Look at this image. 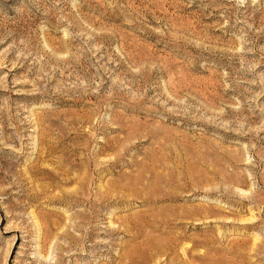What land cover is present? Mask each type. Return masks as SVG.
<instances>
[{
	"label": "rangeland",
	"instance_id": "rangeland-1",
	"mask_svg": "<svg viewBox=\"0 0 264 264\" xmlns=\"http://www.w3.org/2000/svg\"><path fill=\"white\" fill-rule=\"evenodd\" d=\"M136 215L264 264V0H0V264H119Z\"/></svg>",
	"mask_w": 264,
	"mask_h": 264
},
{
	"label": "bare ground",
	"instance_id": "bare-ground-1",
	"mask_svg": "<svg viewBox=\"0 0 264 264\" xmlns=\"http://www.w3.org/2000/svg\"><path fill=\"white\" fill-rule=\"evenodd\" d=\"M116 163V162H115ZM100 173V172H99ZM157 174V173H156ZM142 175V174H141ZM161 176V175H160ZM61 177V176H60ZM167 177V176H166ZM125 178V177H124ZM142 178V177H141ZM170 178V177H169ZM127 179V178H126ZM157 179V178H155ZM141 180V179H140ZM118 181V180H117ZM137 182V181H136ZM145 182V181H144ZM153 182V181H152ZM166 182V181H165ZM121 184V183H120ZM153 184V183H152ZM136 185V184H135ZM152 186V185H151ZM121 187V186H120ZM143 187V186H142ZM154 187V186H153ZM102 188L103 187H100V192H99V195H100V198L98 199H95V200H92V198H86L85 196H77V202L78 203H88V205H90V209L91 210H94L100 206H102L105 202H109V201H112V199L115 197V199H119V200H123L126 198L125 195H113L112 192H110L109 190L105 189L102 191ZM110 189V188H109ZM118 189V188H117ZM144 190V189H143ZM148 190V189H147ZM158 191V190H157ZM134 192V191H133ZM127 193V192H126ZM165 193V191H164ZM183 193V192H182ZM167 194V193H166ZM172 194V192H171ZM176 194V192L174 193ZM138 195V194H137ZM157 195V194H156ZM178 195V194H177ZM75 196V195H74ZM139 196V195H138ZM145 196V195H144ZM154 196V195H153ZM159 196H162V195H159ZM165 196V195H164ZM168 196V195H166ZM141 197V196H140ZM143 197V196H142ZM159 198V197H158ZM150 198V197H147L146 200L144 199L143 203L144 204H148V205H157L159 203H162V202H176V201H179L180 198L177 197V196H171L169 198H163L162 200L159 198ZM114 199V200H115ZM130 200V199H129ZM77 203V204H78ZM114 203V202H113ZM128 203V202H127ZM85 205V204H84ZM83 205V206H84ZM171 205V203H170ZM165 206V205H164ZM173 206V205H172ZM163 207V205H162ZM166 207H171V206H166ZM176 207H180V206H176ZM174 207V208H176ZM183 207V206H182ZM160 208V207H159ZM89 209V210H90ZM180 209V208H179ZM178 209V210H179ZM99 210V209H98ZM163 210V209H162ZM164 211V210H163ZM99 212V211H98ZM169 212V211H168ZM86 213V212H85ZM181 215L179 216H176V217H182V216H187V218L189 217V215L193 218H209V217H213L215 216L214 214V210L212 209H205V208H201V209H197V208H192V209H183L182 208V211L180 212ZM94 214V213H93ZM91 215V214H90ZM168 215V214H166ZM169 216V215H168ZM172 216V215H171ZM175 216V215H174ZM200 216V217H198ZM170 217V216H169ZM175 217V218H176ZM189 217V218H191ZM85 220H87L88 218L85 216L84 217ZM164 219V218H163ZM171 220V217L168 218ZM174 219V218H172ZM90 220V219H89ZM167 220V219H165ZM177 220H181V219H177ZM183 220V219H182ZM199 220V219H198ZM202 220V219H201ZM251 220V219H249ZM158 221V220H156ZM162 221V219H161ZM164 221V220H163ZM162 221V222H163ZM187 221V220H186ZM85 222V221H84ZM89 222V221H88ZM171 222V221H170ZM173 222V221H172ZM189 222V221H188ZM127 223V226H123L121 224H119V226L117 227L118 229H123L124 232H129L130 233V239H129V242L130 243H124V254L123 256L121 257V260L119 262V264H159L162 257H164L166 254H168V252L170 251L171 248H176V247H173L170 242H172V244L174 245H178L179 242L181 241H178L180 240L178 237H181V236H178V237H175V238H171L170 241L167 240V241H158V240H155V239H152L151 237H149L147 234H146V231H145V228L146 226H148L150 224V221H149V218L148 216L146 215H136L134 216L133 218L131 219H128L126 221ZM145 223V225H144ZM179 223V222H178ZM115 224V223H114ZM181 224V222L179 223ZM182 224H185V223H182ZM78 225V224H77ZM163 225V224H162ZM158 227V226H156ZM160 227V225H159ZM40 229V228H39ZM117 230V229H116ZM134 230V231H132ZM115 231V230H114ZM119 231V230H118ZM90 233V232H89ZM92 233V232H91ZM94 236V235H93ZM92 238V237H90ZM182 240V239H181ZM258 241V238H256L254 240V243H253V246L256 244V242ZM184 243V242H183ZM208 244V243H207ZM184 246L182 247V250H183V254L185 255V251H184ZM122 249V250H123ZM170 264H178L176 262V258H172L170 260Z\"/></svg>",
	"mask_w": 264,
	"mask_h": 264
}]
</instances>
